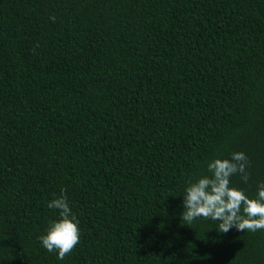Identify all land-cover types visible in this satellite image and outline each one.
Listing matches in <instances>:
<instances>
[{"label": "trees", "instance_id": "obj_1", "mask_svg": "<svg viewBox=\"0 0 264 264\" xmlns=\"http://www.w3.org/2000/svg\"><path fill=\"white\" fill-rule=\"evenodd\" d=\"M233 152L255 198L264 0H0V264H264V230L181 219ZM62 190L81 238L60 260L38 238Z\"/></svg>", "mask_w": 264, "mask_h": 264}, {"label": "clouds", "instance_id": "obj_2", "mask_svg": "<svg viewBox=\"0 0 264 264\" xmlns=\"http://www.w3.org/2000/svg\"><path fill=\"white\" fill-rule=\"evenodd\" d=\"M249 164L244 152L210 161L207 165L210 175L189 182L185 188L181 219L189 225L200 218L218 221L217 231L224 234L233 228L242 232L264 230V182L258 185L255 198H249L243 189L231 183L234 175L247 183ZM63 193L64 190L47 205L58 210L59 219L52 221L45 234L38 238L42 247L49 253L56 252L60 260L73 252L81 238L79 220Z\"/></svg>", "mask_w": 264, "mask_h": 264}]
</instances>
